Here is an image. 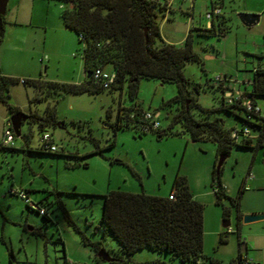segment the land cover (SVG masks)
I'll list each match as a JSON object with an SVG mask.
<instances>
[{"label": "rangeland", "instance_id": "374dc122", "mask_svg": "<svg viewBox=\"0 0 264 264\" xmlns=\"http://www.w3.org/2000/svg\"><path fill=\"white\" fill-rule=\"evenodd\" d=\"M19 1L31 0H9L5 18L8 20L14 18L18 8L16 3ZM35 1L36 19L42 17V20L51 21L58 18L62 22L60 16L66 6L62 0ZM194 2L196 5L193 9ZM175 3L176 6L181 4L183 8L188 7L190 12L193 9L192 15H187L180 8L176 9L174 18L163 26V33L169 40L182 42L189 32L191 20L195 19L196 25L199 22L203 25L207 22L206 0H175ZM252 3L251 0H238L235 5L236 8L243 9L252 6ZM227 10L232 12L230 8H226ZM30 12L31 10L28 14ZM229 23L231 29L226 38L210 39V42L220 50V55L212 53L211 55L216 57L208 58L200 44L195 45L196 51L205 61L206 71L197 63H189L185 67V75L191 83L203 85L199 91H195L193 86L190 89L193 90L194 99L204 107L220 106L219 92L205 87L207 79L215 78L219 72L226 70V67L230 68L233 74L242 73L241 70L249 64L246 62L249 61V57L245 47H251L254 42L264 43V34L260 30L263 22L251 28L247 27L237 13ZM36 24L39 27L18 28L16 34L19 32L23 36L32 37L37 31L41 36L44 28L39 23ZM6 25L9 39L11 28L9 23ZM49 28L44 47L40 41L35 50H29L26 47L32 46L27 43L19 55L30 59L31 55L36 54L38 57V52L44 50L43 70L49 66L50 74H59L70 80L73 77L79 78L81 72L77 59L81 60L82 54L76 33L66 30L63 34L59 30L51 29L52 26ZM69 50H73L76 57L70 56ZM107 70L113 69L108 65ZM177 92L176 83L144 78L140 83L138 98L144 108L156 110L163 101L171 99ZM120 100L125 105L129 104L126 86L123 91H104L98 94L67 93L61 96L57 103L58 119L64 120L65 126L48 127L57 146L64 153L60 155L37 153L29 149L0 151V264H64L65 256L82 264H117L114 261L99 263L95 257V249L84 244L80 234L65 219L60 208L52 209L51 221H48L40 213L30 210L26 201L12 190L31 188L30 198L34 202L41 201L54 190L60 191L59 197L66 204L72 219L92 241L100 242L114 257L120 250L119 242L110 231L97 228L98 225H102L103 198L100 195L119 189L167 196L179 172L187 177L195 198L205 205V254L218 258V264H230L239 253L243 255L247 253L255 264L258 262L264 264V218L244 222L238 218L233 208L229 219L230 228L234 232L228 234L226 242L219 241L216 230L225 231L227 227L223 226L222 205L216 202L212 186L214 166L218 164L217 143L207 137L193 140L191 132L179 122L174 123L169 133L161 138L153 131L140 135L130 128L119 130L115 134L108 124L106 111L110 107L116 108ZM257 100L264 112V97H258ZM10 102L12 103L11 98ZM177 107V103L173 102L160 110L161 124L164 128L170 125L172 117L177 113ZM191 111L196 117L204 115L197 105H194ZM8 113L6 105L0 101V140L4 132V118ZM167 114H170V118L166 117ZM214 117L224 119L228 127L238 124L235 111L229 113L217 110L208 116ZM72 120L78 121L79 124H73ZM32 128L34 135L30 136L29 145L37 147L38 133L35 126ZM28 130L29 124H22V135L15 136L16 147L25 144L24 135ZM91 136L98 138L102 146L114 139L116 144L107 148L104 156L91 153L82 157L95 148ZM221 178L231 196H236L244 183L242 211L252 208L264 211V146L257 145L256 140L253 147L235 144L223 163ZM48 197L51 200L56 195ZM33 229L36 230L35 233L32 232ZM239 230L247 247L244 245L240 247ZM60 235L62 241L58 239ZM3 239L6 243L2 241ZM10 249L13 256L10 255ZM125 264H196V262L182 261L165 251L146 247L136 251ZM199 264L211 263L205 260Z\"/></svg>", "mask_w": 264, "mask_h": 264}, {"label": "trees", "instance_id": "16d2710c", "mask_svg": "<svg viewBox=\"0 0 264 264\" xmlns=\"http://www.w3.org/2000/svg\"><path fill=\"white\" fill-rule=\"evenodd\" d=\"M62 1L66 4L61 14L63 22L67 28L76 33L81 45L86 72H92V74L80 83L61 82L42 77L19 78L4 75L0 65V101L6 105L10 114L20 110L10 102L11 86L24 79L23 83L34 89V94L29 97L31 109L29 118L26 120L29 124V131L24 135L25 144L22 147L4 146L0 141V151L29 149L37 153L55 155L64 153L59 147L56 151L47 150L41 141L44 132L49 131V126H65V121H60L57 116L59 98L67 93L98 94L104 91H123L125 86L129 104L125 105L120 100L116 108H108L106 111L108 124L115 134L126 128L134 129L140 135L145 134L146 132H141L140 126L146 123L144 112L152 109L144 108L138 98L140 83L144 78L173 82L178 86V92L174 97L163 101L159 109L153 110L160 111L173 102L178 105L177 113L172 117L170 125L167 128L162 126L159 130H153L160 138L169 133L174 123H182L185 129L191 132L193 140L207 137L217 143L218 160L221 155L229 156L235 144L241 147H253L254 140H256L257 145L264 146V116L260 112L249 110L246 105L242 104V98L229 101L225 97V90L228 89L225 85L232 75L225 74L220 80L207 79L206 86L220 94V106L214 108L204 107L194 99L191 86L195 91H199L203 85L191 83L185 75L187 64H201L203 61L202 56L195 49L197 43H203L202 41L214 37L221 39L227 34L230 27L226 23L225 16H219L220 19L216 25L212 24L205 28L192 27L185 41L179 44L167 42L161 33V19L169 8V0ZM6 24L5 15H1L0 47L5 36ZM261 58L264 57L261 56ZM108 65L116 72V78L109 88H104L102 82L95 78L94 71L98 67L107 69ZM252 79L251 90L245 94L252 100L253 105L260 106L257 99L264 97V63L254 67ZM44 103L46 106L42 108L41 105ZM194 105L200 108L204 114L202 117H196L193 114L191 109ZM217 110H225L229 113L235 111L238 124L228 127L225 120L220 117L208 118L210 113ZM166 117L170 118V114ZM71 122L75 125L79 124L76 120ZM33 126L36 127L38 133L37 147L29 145L30 136L34 135ZM245 128L251 130L248 137L243 135ZM234 131L239 133L238 137L233 135ZM91 140L95 145L94 150L82 157L91 153L104 156V151L116 144L115 139L105 146H102L98 138L94 136H91ZM51 142L57 145L54 137ZM221 175L222 167L217 170V165H215L212 186L216 202L222 205V216L228 220L235 208L240 219L242 216L241 199L245 186H241L236 196H231ZM24 191L27 194L30 193L29 189H24ZM171 193H174V198H170ZM52 194L56 197L49 200L48 196ZM59 194L60 191L54 190L39 201L49 212V215L44 214L42 217L51 221V211L57 207L60 208L65 219L80 234L84 244L95 249L97 261L103 262L104 260L98 256L100 249L104 248L103 245L98 241H92L82 231L72 219ZM100 196L103 198L102 225H98L97 228L110 231L120 244V250L116 256L110 255L113 258L111 261L117 264L128 263L136 251L149 247L165 251L174 257H179L182 261H194L199 264L209 260L211 264L219 263L218 258L209 257L204 252L205 205L195 198L187 177L180 172L175 176L172 189L167 196L119 189L110 190ZM26 205L30 210L39 213L27 203ZM32 232L35 233L36 230L33 229ZM231 232L233 230L230 227L221 232L219 234L220 243L226 242ZM238 236L240 247L243 245L247 247L246 241L240 236V231H238ZM58 239L62 241L61 235ZM2 241L6 243L4 239ZM10 255L13 256L12 249H10ZM245 259L247 258L239 253L230 261V264H242ZM75 263L77 261H72L65 256L64 264Z\"/></svg>", "mask_w": 264, "mask_h": 264}, {"label": "crops", "instance_id": "0c3cea01", "mask_svg": "<svg viewBox=\"0 0 264 264\" xmlns=\"http://www.w3.org/2000/svg\"><path fill=\"white\" fill-rule=\"evenodd\" d=\"M251 1L253 2L251 4L252 6L245 7L243 9L236 8L235 4L238 2V0H206L205 7H206V11L213 9L214 7H220L221 8L220 15H223L226 17V23H227V25H229V27H230L229 21L237 13L239 15L241 12L259 13L260 14V20L257 23L263 22V27L260 28V30H261V33L264 34V0H251ZM8 2H9V0H8ZM8 2H7V6H8ZM35 5H36L35 0H31L30 2L19 1L18 3H16V6L18 8H17V12H16L14 18L12 20H8L6 18L7 24L8 23L10 24L11 29H10V37L8 39L7 34H6L8 29H7V25H6L5 36H4L3 42H2L1 47H0V65H1L2 73L4 75H7V76H14V77H19V78H41L42 77V78L49 79V80H55V81H61V82H75V83H80V82L85 81V79L87 78V72L85 69L83 55H82L81 60L77 59V60H79L78 61V66H79L78 69L81 72V76L77 79H75L73 77L72 80H70L64 76H60L59 74H50V72L48 70L49 66H47L46 69L43 70L45 57L43 56L42 53H44V50H43V52L42 51L38 52V54H37V55H39L38 57L36 56V54L31 55L30 59H27L26 57L23 58V57H21L22 55H19V53L21 54V51L24 49V44L27 45V43H29L32 46V48L26 47V49H29V50H31V49L35 50L40 41L42 42L43 47H44L45 43L48 39V31L50 29L49 28L50 26H52L51 29L59 30L63 34H64V32H66V30H71L65 26L61 16L60 17H61L62 22L58 18L55 20H51V21L42 20V17H38V19H36L35 12H34V10L36 9ZM195 5H196V2H194L192 5L193 9H194ZM183 7L184 6H181V4L176 6L175 0H169V8L165 12V14L163 15V17L161 19V33H162L163 38L167 42H174V41L166 38V36L163 33V26L168 21H170L172 18H174L173 15H174L176 9L180 8L182 10V12L186 13L187 15H192L193 9L190 12L189 9H187L188 7H185V8H183ZM226 8H230V10L232 12H229L228 10L226 11ZM19 10H21V11L23 10L24 12H21ZM30 10H31V12H30V14H28V11H30ZM20 13H21V15H20ZM61 14H62V12H61ZM218 22H219V17H217V16H215L213 19H207V22L204 25L201 22H199V24L196 25L195 19H193V20H191L189 30L192 27H199V28L210 27L212 24H215V25L218 24ZM36 23H39V25L44 28V31H43L41 36L38 35L37 31L32 36L34 38L29 37L28 35L23 36L22 34H19V32L16 34V30H18V28L28 27V26L39 27V26H36V25H38ZM257 23H254L252 25H246L244 23L243 24L245 26L251 28V27L257 25ZM230 29H231V27L229 28V31L227 32V34L221 38V40L223 38L227 37L228 33L230 32ZM187 33H186V35H187ZM185 38H186V36H185ZM227 40H229V39H227ZM184 41H185V39H184ZM184 41L174 42V43L180 44V43H183ZM202 42L203 43H198V44H200V47H202L204 49V54H206V56L208 58H215L216 57L215 55H211L212 53H214V54L220 53V50L217 48V46L213 42H210V39L207 41H202ZM73 43H74V41H73ZM245 49H246L245 51H247L248 57H249V61L246 60V62L249 64L244 70H241L242 73L239 72V73L233 74L232 70L230 68L226 67V70L219 72L218 76L225 75V74L234 75V76H236V78L240 79V81L243 83H244V81L246 82V80H248V79L251 80L253 77L254 67L258 64L264 63V60H263L264 58L263 59L261 58V56L264 57V43L261 44L258 42H254L251 47L246 46ZM68 53L70 54V56L73 55V57H76V53L73 50H69ZM81 54H82V52H81ZM199 65L201 66V68H204V70L206 71L205 61H201V64H199ZM239 86H242L241 83L239 84ZM205 87H206V85H205ZM33 94H34V89L31 86L25 85L22 82H17L13 86H11L10 98L12 100V104L19 107L20 110H22L26 113L30 112L31 104L29 103V97H31ZM45 106H46V103L41 105L42 108H45ZM10 117H11V115L8 113L7 116L4 118V127H5V122L8 119H10ZM24 123H26V122H24ZM249 178H251V176H249ZM243 185H244V183H243ZM22 189H24V188H22ZM25 189H29L30 192L32 191L31 188H25ZM261 212H264V211H259V210H255L254 208H252V210H243L242 216L244 214H247V213H261ZM228 220H230V219H228ZM240 220H241V218H240ZM224 221H227V220L224 219ZM228 227H230V226H228ZM239 231H240V236H241V230H239ZM221 232H223V231H221L220 229L216 230V233H218V234H220ZM204 239H205V237H204ZM244 256L247 259L252 260L247 255V253L244 254ZM252 262H253V260H252ZM258 263L261 264L260 262H258Z\"/></svg>", "mask_w": 264, "mask_h": 264}, {"label": "built area", "instance_id": "2783aa9c", "mask_svg": "<svg viewBox=\"0 0 264 264\" xmlns=\"http://www.w3.org/2000/svg\"><path fill=\"white\" fill-rule=\"evenodd\" d=\"M220 13H221V8L220 7H214L213 9L206 11L205 15H206L207 19H213L215 16H217V17L221 16ZM219 19H220V17H219ZM94 76L97 80L102 82V85L104 88H109L111 83L114 82V80L116 78V72L113 70H107L103 67H98L94 71ZM222 76L223 75L216 76L215 78L217 80H220L223 78ZM252 81H253V79H251V80L248 79V80H246V82L244 81V83H243L240 81V79L236 78V76L232 75V77H230L228 79V82L225 85V87H228V89L225 90V97L229 101H233L234 99L242 98V104L246 105L249 110L260 112L261 115L264 116V112L261 109V107L257 106V105L256 106L253 105L252 100L250 98H248V96L245 94L247 91L251 90V89H249V87L252 86ZM21 82L23 83L24 79H21ZM240 83L242 86H239ZM160 115H161L160 111L146 110L144 112V117L146 119V123H144L143 125L140 126L141 132L147 133L149 131L159 130L162 127ZM249 117L250 116H248V118ZM238 134L236 131L233 132V135L236 137H238ZM250 134H251L250 128H245L243 131V135L248 137ZM15 136H16V133H15V130L13 128L12 121L10 119H8L5 122L3 137L1 139L2 145L14 146L15 145ZM52 139H53V135L51 134V132L46 131L42 135L41 141L47 150L56 151L58 149V146L51 142ZM12 192L16 195L21 196L29 206H31L35 210L39 211V213L41 215H44V214L49 215V212L46 210V208L44 206H42L39 203V201L34 202L33 200H31L30 194H27L24 191V189L12 190ZM170 198H174V193L170 194ZM75 264H82V263L77 262ZM242 264H254V263L250 259H245Z\"/></svg>", "mask_w": 264, "mask_h": 264}, {"label": "water", "instance_id": "95a60500", "mask_svg": "<svg viewBox=\"0 0 264 264\" xmlns=\"http://www.w3.org/2000/svg\"><path fill=\"white\" fill-rule=\"evenodd\" d=\"M7 2L8 0H0V16L5 15L6 13ZM239 16L241 18V21L246 25H252L260 20L259 13L241 12ZM91 74L92 72H87V76H90ZM29 115H30L29 113H26L22 110H19L18 112L11 115L10 120L12 121L13 128L17 136H21L22 134L21 126L29 118ZM226 158L227 156L224 155L220 156L217 164V170H220ZM262 218H264V214L247 213L241 217V220H243L244 222H251ZM230 224H231L230 220L223 221L224 227H228L230 226ZM98 256L101 257L104 261H111L113 259L104 248L100 249Z\"/></svg>", "mask_w": 264, "mask_h": 264}, {"label": "flooded vegetation", "instance_id": "af4514ba", "mask_svg": "<svg viewBox=\"0 0 264 264\" xmlns=\"http://www.w3.org/2000/svg\"><path fill=\"white\" fill-rule=\"evenodd\" d=\"M195 98V97H194Z\"/></svg>", "mask_w": 264, "mask_h": 264}]
</instances>
